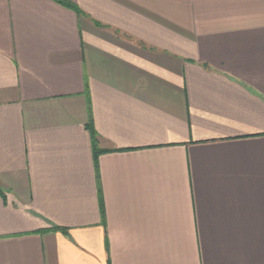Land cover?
<instances>
[{
    "label": "crops",
    "instance_id": "crops-1",
    "mask_svg": "<svg viewBox=\"0 0 264 264\" xmlns=\"http://www.w3.org/2000/svg\"><path fill=\"white\" fill-rule=\"evenodd\" d=\"M0 264H264V0H0Z\"/></svg>",
    "mask_w": 264,
    "mask_h": 264
},
{
    "label": "trees",
    "instance_id": "trees-1",
    "mask_svg": "<svg viewBox=\"0 0 264 264\" xmlns=\"http://www.w3.org/2000/svg\"><path fill=\"white\" fill-rule=\"evenodd\" d=\"M89 130L91 132V137H92V142H93V150L95 151V154H98V151L96 150V144H97V140H96V137H95V133L92 129V127L89 125ZM52 230L56 231V230H59V228L57 227H53Z\"/></svg>",
    "mask_w": 264,
    "mask_h": 264
}]
</instances>
